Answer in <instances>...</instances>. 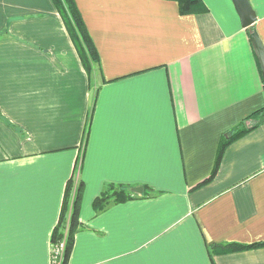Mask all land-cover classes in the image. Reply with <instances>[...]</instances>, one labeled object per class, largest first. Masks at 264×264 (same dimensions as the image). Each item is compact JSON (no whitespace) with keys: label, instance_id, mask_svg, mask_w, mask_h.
<instances>
[{"label":"crops","instance_id":"obj_1","mask_svg":"<svg viewBox=\"0 0 264 264\" xmlns=\"http://www.w3.org/2000/svg\"><path fill=\"white\" fill-rule=\"evenodd\" d=\"M75 1L89 75L53 0H0V264H51L92 106L67 264H264V246L231 250L264 243V123L209 179L222 135L264 107V0L249 28L232 0ZM107 183L143 192L96 212Z\"/></svg>","mask_w":264,"mask_h":264},{"label":"trees","instance_id":"obj_2","mask_svg":"<svg viewBox=\"0 0 264 264\" xmlns=\"http://www.w3.org/2000/svg\"><path fill=\"white\" fill-rule=\"evenodd\" d=\"M175 1H177L179 10L182 14L192 13L202 4L201 0ZM53 2L63 18L65 27L69 32L82 65L86 69L88 75L91 74L95 65L100 69V56L97 47L86 26L76 1L53 0ZM93 108L94 107L92 106L88 113L80 153L74 165L72 176L66 183L59 219L51 235L52 242L64 243L61 264L68 263L73 250L75 235L82 228L79 213L84 193V182L80 178V172L83 165L86 140L88 139L90 131L89 129L92 120ZM262 123H264V107L247 116L238 125L222 135L216 156L215 166L209 177L210 180L216 175L227 146ZM136 196L137 195L132 192L131 187L127 185L107 183L101 194L94 199L93 207L96 212H101L112 204L125 202L135 198ZM255 246H264V243L254 245H231V250H244ZM228 247L229 245L226 246V249L230 250V247Z\"/></svg>","mask_w":264,"mask_h":264},{"label":"water","instance_id":"obj_3","mask_svg":"<svg viewBox=\"0 0 264 264\" xmlns=\"http://www.w3.org/2000/svg\"><path fill=\"white\" fill-rule=\"evenodd\" d=\"M232 2L238 12L242 27L249 28L256 20V13L249 0H232ZM249 39L259 60L264 80V44L256 31L250 33ZM132 191L141 194L143 192V187L132 188Z\"/></svg>","mask_w":264,"mask_h":264},{"label":"built area","instance_id":"obj_4","mask_svg":"<svg viewBox=\"0 0 264 264\" xmlns=\"http://www.w3.org/2000/svg\"><path fill=\"white\" fill-rule=\"evenodd\" d=\"M64 250L63 242H52L51 245V264H61L62 255Z\"/></svg>","mask_w":264,"mask_h":264},{"label":"rangeland","instance_id":"obj_5","mask_svg":"<svg viewBox=\"0 0 264 264\" xmlns=\"http://www.w3.org/2000/svg\"><path fill=\"white\" fill-rule=\"evenodd\" d=\"M96 68H97V69H96ZM98 69H99L98 66L95 65V68L93 69L94 71H93V70H92V71H93L94 73H96L97 71H99ZM94 73H93V74H94Z\"/></svg>","mask_w":264,"mask_h":264}]
</instances>
